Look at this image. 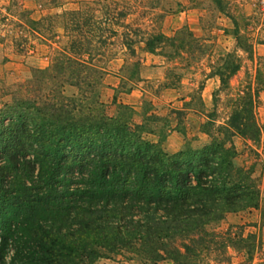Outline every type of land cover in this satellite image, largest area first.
<instances>
[{"label":"trees","instance_id":"trees-1","mask_svg":"<svg viewBox=\"0 0 264 264\" xmlns=\"http://www.w3.org/2000/svg\"><path fill=\"white\" fill-rule=\"evenodd\" d=\"M117 1L81 0L77 9L47 18L50 33L56 25L63 31L62 49L46 67L13 84L9 103L0 108V264L7 250L6 264H92L117 254L142 264H198L218 238L205 230L208 224L259 205L253 165L237 164L231 142L256 143L263 134L251 90L234 94L221 124L215 110L207 113L200 126L207 144L171 154L143 137L152 131L133 123L132 109L116 104L115 96L114 114H105L99 91L106 72L97 64L116 34L112 26L125 29L120 35L130 53L135 43L147 53L166 42L181 45L183 34L195 41L185 28L169 38L129 33ZM213 2L229 19L236 48L250 53L248 18ZM93 5L104 8V17L95 16ZM26 24L35 30L42 21L27 18ZM238 69V59L227 55L214 69V103ZM226 240L248 261L260 245L253 233ZM226 247L232 248L218 244Z\"/></svg>","mask_w":264,"mask_h":264},{"label":"rangeland","instance_id":"rangeland-1","mask_svg":"<svg viewBox=\"0 0 264 264\" xmlns=\"http://www.w3.org/2000/svg\"><path fill=\"white\" fill-rule=\"evenodd\" d=\"M80 1L0 0V108L9 103L7 93L13 84L26 79L31 69L46 67L51 57L62 49L65 41L63 31L56 25L52 28L53 34L50 33L51 28L50 32L47 29L51 20L47 18L77 9ZM213 1L118 0L116 9L126 11L121 22L128 26L129 33H142L145 37L161 33L169 38L185 28L195 41L183 34L181 45L174 41L172 44L166 42L153 53H147L142 43H135L130 48L133 53H130L120 35L125 29L112 26L116 34L109 39L110 44L103 48L104 55L98 58L97 65L106 72L99 99L106 106L107 116L115 112L111 104L114 96L116 104L130 107L133 111L132 122L145 123L147 129L152 131V134H144L143 137L152 143L157 142L168 153L163 148V141L170 132H174L172 143L176 146L175 152L184 146L198 148L205 145L209 139L200 132V126L207 121V113L215 110V122L221 124L228 115L229 100L235 93L246 89L255 93L254 117L263 134L256 143L237 137H233L231 142L237 153V164L253 165L259 205L256 209L226 214L222 220L208 224L205 230L217 234L218 238L201 254L198 264H226L225 261L229 264H260L264 262V225L261 224L264 213V0H221L227 4L230 13H242L248 18L244 31L251 44L250 53L236 48L229 33L231 23L217 10ZM101 5H93L99 9L95 16L100 18L104 17L105 12ZM27 18L41 20L42 25L31 30L26 24ZM226 55L230 59H238L239 69L230 78L228 88L218 94V101L214 103L213 95L219 83L212 73ZM9 58L14 60L6 63ZM65 93L70 95L73 91L66 89ZM149 116L158 120L143 121L144 117ZM248 233L255 234L260 240L259 248L249 261L242 251L226 240L227 237H235V234L245 237ZM220 241L232 248L220 250ZM8 255L7 250L3 256L4 264ZM92 264L142 262L137 257L117 254L98 258ZM154 264L168 263L162 261Z\"/></svg>","mask_w":264,"mask_h":264},{"label":"crops","instance_id":"crops-1","mask_svg":"<svg viewBox=\"0 0 264 264\" xmlns=\"http://www.w3.org/2000/svg\"><path fill=\"white\" fill-rule=\"evenodd\" d=\"M12 60H14V59L9 58L8 60H6V63H10ZM173 133L174 132H170V134L163 141V148L168 153H174L176 151V149H175L176 146L173 145V143H172V141L174 139V137L172 135Z\"/></svg>","mask_w":264,"mask_h":264}]
</instances>
